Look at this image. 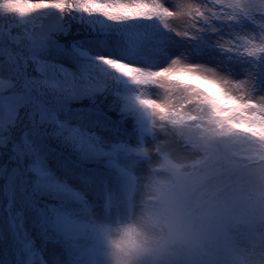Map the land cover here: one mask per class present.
Returning <instances> with one entry per match:
<instances>
[{"label":"snow or ice","instance_id":"6c2138e0","mask_svg":"<svg viewBox=\"0 0 264 264\" xmlns=\"http://www.w3.org/2000/svg\"><path fill=\"white\" fill-rule=\"evenodd\" d=\"M174 8L0 0V264H48L37 239L59 244L62 264H107V234L133 212L142 170L161 155L157 121L264 142V95L253 98L264 94V0H176ZM65 15L94 34L95 50L59 42L70 30ZM105 93L134 121L135 145L90 130L107 128L96 103ZM58 150L75 157L80 183L102 198V217L51 166Z\"/></svg>","mask_w":264,"mask_h":264},{"label":"clouds","instance_id":"9594fccd","mask_svg":"<svg viewBox=\"0 0 264 264\" xmlns=\"http://www.w3.org/2000/svg\"><path fill=\"white\" fill-rule=\"evenodd\" d=\"M156 132L161 155L107 234V264H264V142L195 122Z\"/></svg>","mask_w":264,"mask_h":264},{"label":"trees","instance_id":"16d2710c","mask_svg":"<svg viewBox=\"0 0 264 264\" xmlns=\"http://www.w3.org/2000/svg\"><path fill=\"white\" fill-rule=\"evenodd\" d=\"M64 21L66 25H70L69 34L67 36L59 35L57 38L60 43L64 44L66 47L70 46L73 41H84L86 47H92L94 50L96 48L95 44L89 45L87 42L91 39L94 40L95 36L90 32V30L86 29V27L82 24H78L75 21H71L67 15L64 17ZM70 64L72 67L71 61L64 60ZM96 103L99 105L100 109L106 113V115L110 118L105 121L107 124V128L102 129L100 127L91 128L92 131H107L114 135H119L120 137H128L136 142V136L134 135V121L130 117H122L119 114V105L115 104V97L112 94L105 93L97 97ZM90 102L88 100H84L82 102V106L88 107ZM115 104V107H112ZM59 151L56 154H53L50 164L57 171V173L61 176H65V178L72 183H80L78 179V173L80 169H73V165L71 160H74L75 157H70L69 160H65V156L68 155L67 150H62L63 155H59ZM58 164L63 165L67 164L69 171L66 173L64 168L58 167ZM88 167H94V165H88ZM96 203L98 206L103 205V200L100 196L96 198Z\"/></svg>","mask_w":264,"mask_h":264},{"label":"rangeland","instance_id":"374dc122","mask_svg":"<svg viewBox=\"0 0 264 264\" xmlns=\"http://www.w3.org/2000/svg\"><path fill=\"white\" fill-rule=\"evenodd\" d=\"M162 2H164L166 4V6H169L172 10H175L174 3L176 2V0H162ZM170 23H172V25L174 27H177L181 22L180 21H176V20H172V21H170ZM177 39H179V38H177ZM63 62L67 66L71 67L70 64L67 63L66 61H63ZM199 62L206 63L209 66H214L212 61L207 60L206 58H199ZM161 66H167V62H165V64H163ZM236 78L244 79V76L241 73ZM159 91L160 90H158V89H153L152 90V92L154 94V98H155V93H157ZM260 95H264V94H260V93L254 94L253 98L254 99H259ZM96 133L98 135L102 136L105 140H108V141H111V142H117L119 140H127L129 143H132L133 145H135V143H136L132 139H129L128 137H120L119 135H114V134H112L110 132H107V131L100 130V131H96ZM157 136H158V140L162 141L164 139V136L162 134L157 135ZM147 140H150V138H148ZM145 146L147 148H150V149H152V147H153L152 144L148 143L147 141L145 143ZM143 172H146V169L142 170L141 174H143ZM69 183L74 185L77 188H80V189L86 191V195H87V197L89 199V202L94 205V211L97 213L98 216L102 217V215H103V205L102 206H98L97 203H96V198L99 196L97 191L90 190V189H84V186L81 183H79V182L78 183L77 182L76 183L69 182ZM36 244H37V247L43 246V257L48 262V264H56V262L58 260L62 264V261L65 259V256H64L62 248H61V246L59 244H54L51 241H49L48 243L45 244L40 239L36 240Z\"/></svg>","mask_w":264,"mask_h":264}]
</instances>
